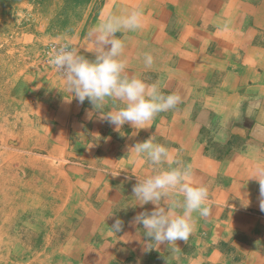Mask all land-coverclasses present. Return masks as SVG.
Returning a JSON list of instances; mask_svg holds the SVG:
<instances>
[{"label": "crops", "instance_id": "0c3cea01", "mask_svg": "<svg viewBox=\"0 0 264 264\" xmlns=\"http://www.w3.org/2000/svg\"><path fill=\"white\" fill-rule=\"evenodd\" d=\"M136 8L144 12L143 27L117 33L125 42L126 73L181 102L136 135L129 124L116 131L99 112L86 119L92 105L65 101L71 97L60 76H49L54 101L40 106L48 109L40 123L52 130L53 155L74 158L69 178L78 189L75 231L52 253L68 264H264L259 183L249 179L264 168V0H98L69 39L83 52L93 26ZM114 107L123 104L109 101L104 111ZM150 136L208 189L211 213H193L196 227L187 241L145 251L142 225L129 226L143 210L135 207L132 188L156 166L128 150ZM116 219L124 228L114 234ZM135 235L140 240L129 242Z\"/></svg>", "mask_w": 264, "mask_h": 264}, {"label": "rangeland", "instance_id": "374dc122", "mask_svg": "<svg viewBox=\"0 0 264 264\" xmlns=\"http://www.w3.org/2000/svg\"><path fill=\"white\" fill-rule=\"evenodd\" d=\"M94 1L0 0V264H68L52 251L75 231V160L53 155L52 130L40 123V106L54 101L49 76L59 75L44 51L74 47Z\"/></svg>", "mask_w": 264, "mask_h": 264}, {"label": "clouds", "instance_id": "9594fccd", "mask_svg": "<svg viewBox=\"0 0 264 264\" xmlns=\"http://www.w3.org/2000/svg\"><path fill=\"white\" fill-rule=\"evenodd\" d=\"M143 24L144 12L140 8L121 15L109 14L89 31L88 49L82 52L79 47L63 45L50 53L48 60L59 73L64 91L71 97L65 101L70 103L75 99L83 105L87 100L92 105L93 110L85 113L86 119H92L94 113L99 112V119L113 125L116 131L129 124L137 130L136 135L139 130L150 127L159 113L175 108L182 99L175 93L165 95L156 84H146L138 76L126 73L127 60L122 58L125 42L117 33L138 31ZM144 63L150 67L153 57L146 53ZM109 101L113 104L120 101L123 107L105 112L104 106ZM129 151H134L142 163L156 166L153 174L137 179L132 188L135 207L143 210L129 221V226L142 225V236L146 238L142 242L144 250H155L160 245L176 246L178 240L187 241L196 227L193 213L204 218L211 213L206 205L208 189L196 185L190 167L180 166L169 149L154 143L152 136L135 143ZM174 163L177 166L173 167ZM164 164L168 167H163ZM249 179L259 183V207L264 212V168L257 169ZM149 204L153 206L150 210L144 208ZM123 228L124 222L116 219L109 229L115 234ZM130 237L129 242L139 241L141 236L139 240L136 235Z\"/></svg>", "mask_w": 264, "mask_h": 264}, {"label": "built area", "instance_id": "2783aa9c", "mask_svg": "<svg viewBox=\"0 0 264 264\" xmlns=\"http://www.w3.org/2000/svg\"><path fill=\"white\" fill-rule=\"evenodd\" d=\"M63 45H68V44H66V43H52V44H49L44 51L45 61L54 71H55L54 67L48 63V60L50 59V53H52L55 49H57ZM68 46H70V45H68Z\"/></svg>", "mask_w": 264, "mask_h": 264}, {"label": "bare ground", "instance_id": "6f19581e", "mask_svg": "<svg viewBox=\"0 0 264 264\" xmlns=\"http://www.w3.org/2000/svg\"><path fill=\"white\" fill-rule=\"evenodd\" d=\"M206 2V1H205ZM190 3V2H189ZM182 4V3H181ZM192 4V3H191ZM197 5V4H196ZM191 6V5H190ZM247 6V5H246ZM133 7H135V6H133ZM184 7V6H183ZM192 7V6H191ZM218 8V7H217ZM185 9V8H184ZM161 11V10H160ZM185 12V11H184ZM182 13V12H181ZM189 13V12H188ZM157 14V13H156ZM157 23V22H156ZM264 23V22H263ZM207 30V29H206ZM150 39V38H149ZM192 42V41H191ZM192 44V43H191ZM168 88H169V86H168ZM2 180V179H1ZM2 182V181H1ZM72 192V191H71ZM75 194V193H74ZM6 196V195H5ZM70 196V195H69ZM68 201V200H67ZM66 205V204H65ZM76 210V209H75ZM113 210V209H112ZM59 212V211H58ZM115 214V213H114ZM117 214V213H116ZM4 221V220H3ZM100 228H102V227H100ZM126 228V227H125ZM101 232V231H100ZM84 239V238H83ZM6 244H8V243H6ZM4 248V247H3ZM2 248V249H3ZM8 248V247H7ZM5 255H6V253H5ZM8 257V256H7Z\"/></svg>", "mask_w": 264, "mask_h": 264}]
</instances>
